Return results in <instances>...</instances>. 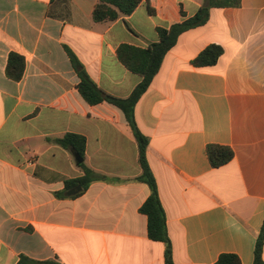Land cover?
<instances>
[{
  "label": "crops",
  "instance_id": "obj_1",
  "mask_svg": "<svg viewBox=\"0 0 264 264\" xmlns=\"http://www.w3.org/2000/svg\"><path fill=\"white\" fill-rule=\"evenodd\" d=\"M97 2L0 0V264H166L140 211L150 188L138 179L136 137L117 106L81 96L66 47L101 90L127 98L142 77L118 47L148 48L158 28L206 0H142L109 23L94 22ZM211 44L224 49L218 62L192 65ZM11 52L26 61L20 81L6 73ZM135 119L149 138L174 264H214L225 253L253 264L264 226V0L212 8L205 25L181 34ZM67 133L86 138L84 162L99 176L81 194L65 189L84 174L56 143ZM210 144L232 148L233 160L212 167Z\"/></svg>",
  "mask_w": 264,
  "mask_h": 264
},
{
  "label": "trees",
  "instance_id": "obj_2",
  "mask_svg": "<svg viewBox=\"0 0 264 264\" xmlns=\"http://www.w3.org/2000/svg\"><path fill=\"white\" fill-rule=\"evenodd\" d=\"M242 0H206V4L199 8L197 13L192 17L186 18L181 22L172 24L170 27L158 28L159 40L148 48H140L130 44H122L118 47L117 55L119 61L131 72L142 77L141 82L136 86L133 92L127 98H118L107 94L101 90L92 80L84 65L73 53L66 47L71 63L80 78L78 91L81 96L90 104L97 105L108 102L121 109L126 117L128 125L132 129L139 147V163L142 173L139 180L146 183L150 188V195L143 203L140 211L148 218V235L153 241L163 242L166 246L165 262L174 264L172 243L168 235L166 226V214L160 201L156 178L151 170L147 157L149 138L145 136L136 123L135 107L140 98L148 90L152 80L161 68L166 54L176 45L178 38L184 32L205 25L210 18L212 8L239 7ZM142 0H98L94 7L92 18L96 23L114 22L120 18L130 16L141 4ZM151 13L153 9L149 7ZM224 49L217 44H211L206 47L199 55L192 60V65L196 67H205L215 65L223 55ZM26 66L25 58L15 52H11L6 67L7 76L14 80L20 81L24 75ZM63 148L73 150L81 159L79 166L84 174L80 177L69 179L65 182V189L81 188L78 194L87 190L92 182L99 176L89 168L84 160L86 155V138L75 133H67L61 138L56 139ZM207 154L212 167L219 168L234 158L232 148L223 145L210 144L207 147ZM264 226L257 239L254 263L264 264ZM19 264H57L53 261H24L23 258ZM214 264H242L240 258L235 254L225 253L220 255Z\"/></svg>",
  "mask_w": 264,
  "mask_h": 264
},
{
  "label": "water",
  "instance_id": "obj_3",
  "mask_svg": "<svg viewBox=\"0 0 264 264\" xmlns=\"http://www.w3.org/2000/svg\"><path fill=\"white\" fill-rule=\"evenodd\" d=\"M77 159H78L79 162H81V159H80V158H77ZM79 190H81L80 187H78L76 190H72V191H71V194H72V195H73V194H76Z\"/></svg>",
  "mask_w": 264,
  "mask_h": 264
}]
</instances>
